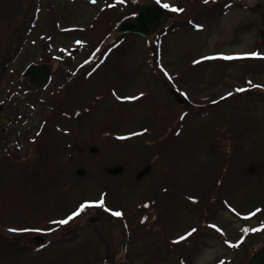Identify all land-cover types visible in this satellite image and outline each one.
<instances>
[{
    "label": "rangeland",
    "instance_id": "obj_1",
    "mask_svg": "<svg viewBox=\"0 0 264 264\" xmlns=\"http://www.w3.org/2000/svg\"><path fill=\"white\" fill-rule=\"evenodd\" d=\"M228 1L0 0V264H239L264 243V89L237 91L264 59L222 58L264 56V0ZM152 3L183 11L115 32ZM33 63L52 80L29 92Z\"/></svg>",
    "mask_w": 264,
    "mask_h": 264
},
{
    "label": "water",
    "instance_id": "obj_2",
    "mask_svg": "<svg viewBox=\"0 0 264 264\" xmlns=\"http://www.w3.org/2000/svg\"><path fill=\"white\" fill-rule=\"evenodd\" d=\"M171 17V13L157 4H143L136 17L126 18L116 32H137L145 36L156 33ZM52 65L33 63L24 72L33 90L47 86L50 82ZM1 108V107H0ZM247 264H264V243L253 253Z\"/></svg>",
    "mask_w": 264,
    "mask_h": 264
},
{
    "label": "snow or ice",
    "instance_id": "obj_3",
    "mask_svg": "<svg viewBox=\"0 0 264 264\" xmlns=\"http://www.w3.org/2000/svg\"><path fill=\"white\" fill-rule=\"evenodd\" d=\"M92 3H96V0H91ZM157 2H159V0H157ZM208 0H205V3H207ZM165 8H168L169 5L167 3H165L163 5ZM173 12H182L183 9L181 8H172L171 9ZM196 27L198 29H201L203 26L202 25H196ZM79 43V42H78ZM248 56H253V57H260L261 59H264V56H260L259 53H248V54H243V55H235V56H223L222 58L225 60H236V59H244ZM217 57L215 56H210V57H204L203 59L205 60H212V59H216ZM197 63H199V61H197ZM238 92H244L246 91V89L244 88H240L237 89ZM144 94L141 93L139 96H133V97H124L122 99H126V100H139ZM229 95H232V93H229ZM184 117L182 116L181 119H183ZM145 131H147V129H145ZM135 135V134H133ZM127 137H120V139H126ZM105 201L103 198H101L98 202H85L83 204L80 205L79 209L72 213L70 216H68L66 219H62L58 222H54V223H59L61 225H66L68 224L70 221H72L75 217H78L81 215V213H83L87 208L89 207H93V206H100L102 207L104 205ZM109 211H111L109 209ZM114 216L120 217L123 215L122 212L119 211H115L112 213ZM213 227H215V225H213ZM10 231H16V229H11ZM197 230L195 228H193L191 231H189L185 236L180 237V240H185L188 237H191L193 235V233H195ZM223 264V262H222Z\"/></svg>",
    "mask_w": 264,
    "mask_h": 264
},
{
    "label": "trees",
    "instance_id": "obj_4",
    "mask_svg": "<svg viewBox=\"0 0 264 264\" xmlns=\"http://www.w3.org/2000/svg\"><path fill=\"white\" fill-rule=\"evenodd\" d=\"M218 2H219V0H217ZM236 3V0H229L225 5H232V4H235ZM89 67V64H87V65H83V66H81V67H79L78 68V70L79 69H84V68H88ZM0 76H2L1 74H0ZM255 88H262V89H264V87H262V86H250V87H248V88H246V91H244V92H240L241 93V96L242 97H247V98H258V97H256V93L254 92L256 89ZM32 89H30V91H31ZM260 91H263V90H260ZM32 92V91H31ZM262 95L263 96H259V98H264V91L262 92ZM12 100V99H11ZM15 102V101H14ZM0 136H1V130H0ZM87 209H91V208H87ZM89 210H86V211H84L83 213H81V215H83V214H85V213H87ZM89 214H92V213H95V211H93V210H91L90 212H88ZM80 215V216H81ZM104 216L101 218V220L103 221V222H105V223H107L108 225H115L116 224V222H115V220H114V218L112 217V216H110V215H107V214H103ZM263 225H264V221H263ZM264 227V226H263ZM255 233H252L251 234V236L253 237V235H254ZM250 236V237H251ZM245 241V240H244ZM244 243V242H243ZM246 253V252H245ZM247 256V257H246ZM252 256V254H248V253H246L245 254V256L244 255H241V257L243 258V259H241V261L239 262V264H246L247 263V261H248V259L250 258ZM240 257V258H241ZM245 257H246V259H245ZM225 260H226V257H225ZM225 260H223V261H217V264H222V262H223V264L225 263V262H227V261H225ZM229 261V260H228ZM105 264H108V263H105ZM228 264H235V262L233 261V260H231L230 261V263H228Z\"/></svg>",
    "mask_w": 264,
    "mask_h": 264
},
{
    "label": "flooded vegetation",
    "instance_id": "obj_5",
    "mask_svg": "<svg viewBox=\"0 0 264 264\" xmlns=\"http://www.w3.org/2000/svg\"><path fill=\"white\" fill-rule=\"evenodd\" d=\"M136 13H137V12H136ZM136 13H135V14H136ZM25 79L28 81V79H27V78H25ZM28 82H29V81H28Z\"/></svg>",
    "mask_w": 264,
    "mask_h": 264
}]
</instances>
